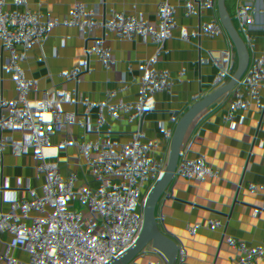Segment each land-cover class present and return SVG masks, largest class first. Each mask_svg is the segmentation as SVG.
Wrapping results in <instances>:
<instances>
[{"label":"crops","instance_id":"crops-1","mask_svg":"<svg viewBox=\"0 0 264 264\" xmlns=\"http://www.w3.org/2000/svg\"><path fill=\"white\" fill-rule=\"evenodd\" d=\"M219 6V0H95L92 3L91 9L98 11L108 23L132 20L144 25L150 37L163 30L170 36L181 33L190 39L187 49H182L177 42L161 46L158 63L151 57L141 58L136 49L130 55L111 56L99 45L81 47L42 41L47 30L82 29L86 18L83 0H37L16 10L12 20L7 22L8 31L0 32V142L21 149L32 133H39L51 140L57 151L73 141L86 145L96 143L106 153L113 154L114 138L119 131L125 130L129 136L135 134L133 126L126 125L130 108L118 101L113 93L133 92L134 83L140 76L143 84L134 98L143 115L155 123H163L170 113L175 118V132L185 109L204 99L198 96L194 82L184 86L174 82L169 75L172 57L166 55L194 51L204 29L216 25ZM246 11L248 14L244 18L234 15L218 30L215 38L234 37V49L245 55L262 53L264 4L256 1L246 7ZM248 34L259 39L260 47L245 43ZM225 64L220 78L242 73L243 62L226 61ZM229 64L231 67L227 66ZM32 76L43 79L42 88L28 100L7 102L9 95L3 81L15 77L21 84L28 85ZM103 78L117 80L121 86L115 87L110 82L101 85ZM259 78V75L251 78L241 74L239 82L246 85L244 90L219 87L212 102L235 105L250 101L258 93ZM260 111L264 113V98L258 108L248 112ZM223 114L227 113L201 109L185 119L182 134L194 160L193 144L198 137V124L206 118L219 119ZM132 121L138 124L141 118L133 116ZM261 124L264 126V121ZM174 132L171 144L160 141L157 147L147 149L137 139L135 157L152 161L170 146L177 153ZM211 137L213 146L206 162L208 170L198 166L206 176L207 191L213 186L222 188L233 218L231 224L220 220V231L237 233V242L221 246L209 239L203 244L195 243L193 255L188 256L179 249L189 229L186 224L155 248L145 264H264V224L259 218L252 222L245 219V215L264 216V194H259L252 186L245 187L241 201L232 205L238 177L257 162L264 165V137L255 138L243 128L234 137L219 126H215ZM50 168H62L70 180L74 190L71 202H64L55 189L49 188L47 202L40 205L35 214L24 213L17 204L29 200L41 188L42 179L49 171L38 168L32 158L15 157L0 175V222L9 218L34 219L38 227L58 232L63 222L69 220L74 222L75 229L93 232L98 208L96 194L112 185L113 176L107 170L78 171L70 164L62 166L60 160H54L48 170ZM189 177L182 160L173 170L158 167L146 172L140 171L137 160H133L130 168L121 175L113 195L114 200L125 201L132 210L128 223L114 225L111 241L99 251L87 253L82 250L71 255V264H91L95 256L102 264H116L117 255L131 263L133 254L129 249L132 245L139 247L155 231L172 221L170 213L175 199L170 195L167 183ZM260 178L264 181L263 170ZM193 189L194 198V186ZM140 200L142 206H138ZM22 240L41 245L38 236L34 239L24 235ZM199 246H202L200 254L197 253ZM52 247L53 242L50 249ZM30 264L41 262L31 258Z\"/></svg>","mask_w":264,"mask_h":264},{"label":"built area","instance_id":"built-area-1","mask_svg":"<svg viewBox=\"0 0 264 264\" xmlns=\"http://www.w3.org/2000/svg\"><path fill=\"white\" fill-rule=\"evenodd\" d=\"M37 0H0V32H7V22L12 20L14 12L25 5L33 4ZM220 9L216 25L205 28L202 36L197 40V45L192 52H180L166 55L172 57L169 75L181 86L194 82L198 90V96L205 101H212L218 93L219 87H234L240 91L246 88L241 84V74L251 78L260 76L262 53H249L245 55L236 52L234 49V37L230 39L215 38L218 30L225 26L234 16L246 17L248 12L246 7H250L256 1L264 0H219ZM95 0H83L86 18L82 29H62L47 30L42 35V41L50 40L53 43L62 45L88 46L99 45L103 47L109 55H130L134 49L139 51V56L151 57L154 63H158L159 48L169 46L175 42L182 49L190 46V39L185 34L170 36L166 31L159 30L155 37H150L144 25L140 26L132 20H123L115 23L106 22L98 11L91 9ZM141 30V31H138ZM245 43L253 47H260V41L253 34H248L244 38ZM52 55L55 53L52 52ZM226 61L243 62L241 74H228L219 77ZM231 67V65H227ZM41 77L32 76L28 85H23L15 78L10 77L3 81V85L8 92L7 102L15 99L28 100L43 86ZM113 84L120 87L117 80L101 79L100 84ZM143 77H139L134 83V91L130 93L115 91L113 95L118 101L126 104L130 108L126 125L133 126L135 134L129 136L125 130L119 131L114 138V152L108 154L101 149L99 144L86 145L69 141L60 151L55 149L51 140H47L44 135L32 133L21 149L11 147L8 143L0 142V175L6 169L8 163L15 157L32 158L36 166L42 171H49L48 176H44L41 188L36 190L34 195L27 201L17 204L24 213L35 214L37 208L47 202V190L55 189L64 202H71L74 190L70 180L64 175L62 168L55 169L48 166L54 160H60L62 166L70 164L74 169L83 172H93L95 170H107L114 180L112 185L96 194L98 208L96 212L95 230L91 233H83L80 229H75L74 222L66 220L63 227L58 232H52L47 228L38 227L34 219L25 221L23 218H9L0 222V264H30V259L35 258L41 264H71L70 257L82 250L90 253L99 251L105 244L111 241L112 228L116 224L128 223L132 216V210L125 201L113 199L116 193L121 175L130 168L133 160H137L140 171L146 172L148 169L163 167L173 170L181 165V158L176 153L173 146L162 153H158L154 160L146 161L144 158H136L134 147L137 139L141 141L143 148L157 147L160 141L171 144L175 118L168 113L163 123H155L152 119L143 115L142 109L135 101V93L142 87ZM55 91V90H54ZM140 117L138 124H133L132 117ZM264 113L262 111L252 113H227L219 119L206 118L197 126L198 137L193 144V150L197 165H201L207 171L206 162L212 154L213 139L211 134L215 126L225 128L236 137L242 128L250 132L255 138L264 137ZM264 171V165L259 162L246 169L238 177L235 186L232 205L238 204L243 197L245 187L252 186L259 194H264V181L260 178V172ZM190 175V174H189ZM191 176L188 180H181L167 183L170 195L175 199L174 206L170 213L172 220L183 215L193 201V189ZM143 201L138 202L142 206ZM93 212V210H91ZM233 214L230 206L226 203L222 188L213 186L207 191V195L202 206L195 213L193 218L187 223L188 232L184 242L179 246L180 251L188 256L193 255L195 243L203 244L209 239H213L221 246H229L237 242V233H221L219 227L220 220H226L231 224ZM256 218L261 219L264 224V216L245 215L249 222ZM156 230V228H153ZM31 236L34 239L41 238V245L36 246L35 242H24L22 236ZM53 247L50 249V243ZM202 246L197 248V253H201ZM134 255L135 251L129 249ZM91 264H102L95 256ZM116 264H130L128 260L120 255L116 257Z\"/></svg>","mask_w":264,"mask_h":264},{"label":"water","instance_id":"water-1","mask_svg":"<svg viewBox=\"0 0 264 264\" xmlns=\"http://www.w3.org/2000/svg\"><path fill=\"white\" fill-rule=\"evenodd\" d=\"M263 98H264V44H263L261 70H260V85L256 97H254L253 99H251L246 103L235 104V105L220 104L205 100L200 101L185 109V111L179 117L174 132L176 150L192 178L195 187V196L193 198V201L189 205L187 211L183 215L172 220L169 224L155 231L139 247H136V245H132V249L135 250V253L133 255L130 264H145L148 256L151 254L153 250H155V248H157L176 230H178L182 226H185L193 218L195 213L202 206L205 197L207 195L206 176L204 175L203 171L199 168V166L193 159L183 138V134H182L183 124L187 116L192 112L201 109L213 111V112H224V113H233V114L244 113L258 108L262 103Z\"/></svg>","mask_w":264,"mask_h":264},{"label":"rangeland","instance_id":"rangeland-1","mask_svg":"<svg viewBox=\"0 0 264 264\" xmlns=\"http://www.w3.org/2000/svg\"><path fill=\"white\" fill-rule=\"evenodd\" d=\"M260 79V78H259Z\"/></svg>","mask_w":264,"mask_h":264}]
</instances>
